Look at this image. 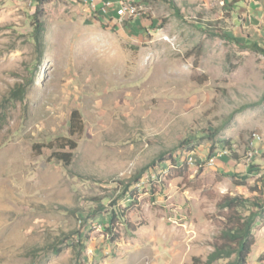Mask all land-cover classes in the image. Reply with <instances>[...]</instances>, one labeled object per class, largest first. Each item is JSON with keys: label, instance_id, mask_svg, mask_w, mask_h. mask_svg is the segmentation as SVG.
<instances>
[{"label": "rangeland", "instance_id": "1", "mask_svg": "<svg viewBox=\"0 0 264 264\" xmlns=\"http://www.w3.org/2000/svg\"><path fill=\"white\" fill-rule=\"evenodd\" d=\"M226 1L175 0L177 17L164 1L46 0L40 58L36 2L0 0V264L205 261L226 227L221 201L254 194L264 173V55L216 33L263 46L264 34ZM75 109L84 129L71 136ZM61 138L78 143L69 165L53 154ZM159 155L137 200L119 198ZM253 234L248 264H264V210Z\"/></svg>", "mask_w": 264, "mask_h": 264}, {"label": "trees", "instance_id": "2", "mask_svg": "<svg viewBox=\"0 0 264 264\" xmlns=\"http://www.w3.org/2000/svg\"><path fill=\"white\" fill-rule=\"evenodd\" d=\"M46 0H34V13L32 15L33 18V36L34 41L36 43L37 52L39 57L41 58L43 48H44V38H45V10L43 4ZM98 2L107 1V0H96ZM109 1V0H108ZM153 1H164L169 3L174 9V13L177 17H181L180 9L175 2V0H153ZM238 0H227L226 3L228 6H234ZM150 25H153V19L149 18ZM198 28L203 30H211L208 25H204L203 23H195ZM214 33L213 30H211ZM220 32V33H218ZM217 35L222 36L227 40H233L237 44L250 48L256 52H259L264 55V46L260 44L257 40H250L242 42L237 37H232L229 33L225 31L218 30ZM31 84V81H27L26 83H18L16 84L9 93L4 96L2 101L1 108H6L7 105L11 102H16L17 100L24 99L28 86ZM264 96L262 97V100ZM84 124L83 119L78 109H75L70 114V134L71 136L75 135V133L83 132ZM78 143L73 139H58L54 144L51 143V147L55 148L53 154L57 156V159L64 162L66 165H69L72 161L74 150L77 148ZM64 148H69V151H61ZM238 155L234 153L231 155L229 161L232 166H239L240 158ZM188 158V157H187ZM176 160V159H175ZM181 160V159H179ZM167 161V158L159 155L156 159H154L150 165H147L132 175L126 182L120 181L122 185V191L120 192L119 198H132L133 201L137 200L139 194V185L141 184L142 175L145 171L148 170L149 166H154L157 164H163ZM175 162V161H174ZM241 172V170H238ZM246 176H243L242 179H245ZM239 185H246L245 181H241L238 183ZM138 185V186H137ZM252 192L254 194L243 197L240 195L235 196H227L225 197L221 203L220 208L226 209V227L222 231L221 238L222 241L217 243L214 246V249L208 254L205 261H200L199 259H194L195 264H214L216 261L221 259H229L228 264H248L249 256L252 251V247L255 244V236L253 234V226L257 221L258 216L260 215L261 210H264V173H262L261 178L257 180V182L251 187ZM110 212H105L107 218V224L105 225V229L108 233H114V224L119 216L122 213L118 212L121 210V206L117 205ZM249 204L253 205V209L248 213L244 214L243 209L248 207ZM120 214V215H119ZM124 217V216H123ZM75 239L80 241L84 233L82 230L76 231ZM56 252H60L62 249H55Z\"/></svg>", "mask_w": 264, "mask_h": 264}, {"label": "crops", "instance_id": "3", "mask_svg": "<svg viewBox=\"0 0 264 264\" xmlns=\"http://www.w3.org/2000/svg\"><path fill=\"white\" fill-rule=\"evenodd\" d=\"M95 2H98L94 0ZM92 3V0H87ZM101 2V1H100ZM99 3V2H98ZM246 10L245 23L252 25L253 29L260 30L264 33V0H238L237 2Z\"/></svg>", "mask_w": 264, "mask_h": 264}, {"label": "built area", "instance_id": "4", "mask_svg": "<svg viewBox=\"0 0 264 264\" xmlns=\"http://www.w3.org/2000/svg\"><path fill=\"white\" fill-rule=\"evenodd\" d=\"M93 2H94V0H92ZM109 4L111 5L112 4V2H111V0H109ZM124 8V7H123ZM122 8V10L120 11V12H124V9ZM260 138H261V135H260ZM253 142V140L251 141V143ZM211 158H214L215 159V156H212Z\"/></svg>", "mask_w": 264, "mask_h": 264}, {"label": "bare ground", "instance_id": "5", "mask_svg": "<svg viewBox=\"0 0 264 264\" xmlns=\"http://www.w3.org/2000/svg\"><path fill=\"white\" fill-rule=\"evenodd\" d=\"M189 160H190V162H192V161H193V157H190ZM137 186H138V185H137Z\"/></svg>", "mask_w": 264, "mask_h": 264}, {"label": "clouds", "instance_id": "6", "mask_svg": "<svg viewBox=\"0 0 264 264\" xmlns=\"http://www.w3.org/2000/svg\"><path fill=\"white\" fill-rule=\"evenodd\" d=\"M95 2V1H94ZM104 2H106V1H104Z\"/></svg>", "mask_w": 264, "mask_h": 264}]
</instances>
